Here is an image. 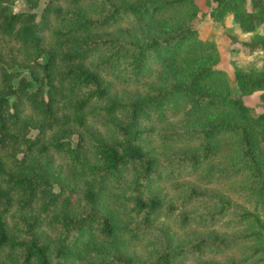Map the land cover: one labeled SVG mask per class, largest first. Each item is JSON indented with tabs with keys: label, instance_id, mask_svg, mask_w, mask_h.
Masks as SVG:
<instances>
[{
	"label": "trees",
	"instance_id": "16d2710c",
	"mask_svg": "<svg viewBox=\"0 0 264 264\" xmlns=\"http://www.w3.org/2000/svg\"><path fill=\"white\" fill-rule=\"evenodd\" d=\"M205 1L264 28V0ZM13 2L0 0V264H264V108L242 99L264 104V61L236 69L230 93L195 0ZM242 45L264 51V35ZM210 109L223 114L174 122Z\"/></svg>",
	"mask_w": 264,
	"mask_h": 264
},
{
	"label": "rangeland",
	"instance_id": "374dc122",
	"mask_svg": "<svg viewBox=\"0 0 264 264\" xmlns=\"http://www.w3.org/2000/svg\"><path fill=\"white\" fill-rule=\"evenodd\" d=\"M44 0H39L37 9L41 7ZM198 13L199 11H204L206 14L202 17H194L193 23L196 25L198 35L200 37H210L214 40L218 48V57L213 63L224 69L226 78L228 80L229 91L232 94H238V89L234 79V71L242 66L252 64L254 66H260L264 61V51L261 49H254L253 51H248L246 47L242 45L243 41H247L253 35V32L260 33L264 35L263 24L256 27L254 31H242L238 24L233 20L230 12L224 14L222 21H218L208 15L210 7L207 5L205 0H195ZM12 10H17L21 8H27L26 0H14L12 4ZM175 24L171 18H162L156 17L150 21V25L155 30H161L169 28ZM118 28L121 31H130L132 28L127 25L125 22L120 23ZM27 74L26 71L22 72ZM242 99L250 105L255 110L259 111L264 108V104L261 103L258 99V91H254L250 94L242 95ZM223 111L218 109H210L204 114L196 115H184L176 118L174 122H184V121H197L199 123L208 122L210 119L215 118L216 116L222 115ZM33 130H31L32 132ZM229 158L221 157L218 159L219 162L228 161ZM54 168L57 169L64 177H69V171L64 167L62 159L58 156L53 158ZM212 191H215L219 194L225 193V188H211ZM163 193L168 195L170 198L177 195L176 188L170 186L168 183L163 184ZM168 228L173 234L177 237H185L190 230L183 231L180 229L174 228L172 225L168 224ZM122 243L127 249L128 253L141 254L143 251L144 244L146 239L140 238L137 241H131L128 237L123 236Z\"/></svg>",
	"mask_w": 264,
	"mask_h": 264
}]
</instances>
